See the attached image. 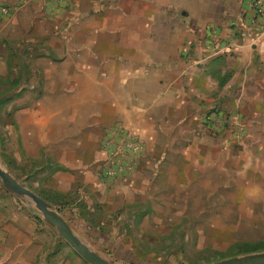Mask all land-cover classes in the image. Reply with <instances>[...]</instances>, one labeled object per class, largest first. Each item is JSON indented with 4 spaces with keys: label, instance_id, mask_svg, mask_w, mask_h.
Returning <instances> with one entry per match:
<instances>
[{
    "label": "crops",
    "instance_id": "1",
    "mask_svg": "<svg viewBox=\"0 0 264 264\" xmlns=\"http://www.w3.org/2000/svg\"><path fill=\"white\" fill-rule=\"evenodd\" d=\"M254 2L0 0V27L10 40L47 34L45 43L56 60L47 74L67 91L44 92L35 112L23 116L39 131L36 142L44 159L58 168L52 183L61 191L81 184L93 195L91 205L107 186L156 180L153 172L162 171L168 158L164 148L154 146L160 139L166 145L175 127L166 118L168 101L192 92L182 82L209 81L202 69L210 64L223 74L236 69L228 84L243 81L236 92L249 99L247 122L255 114L264 121V18L255 14ZM118 126L135 132L144 152L127 178L105 180L103 139ZM151 146L149 161L139 166ZM14 214L10 202L1 204L0 264H78L58 255L46 262L36 225Z\"/></svg>",
    "mask_w": 264,
    "mask_h": 264
},
{
    "label": "rangeland",
    "instance_id": "2",
    "mask_svg": "<svg viewBox=\"0 0 264 264\" xmlns=\"http://www.w3.org/2000/svg\"><path fill=\"white\" fill-rule=\"evenodd\" d=\"M46 38L33 33L27 42L10 40L0 27V166L11 177L112 264H217L264 254V121L255 114L247 122L249 99L236 92L243 81L228 84L236 69L223 74L213 64L205 66L209 81L182 82L192 92L168 98L166 118L175 127L166 145L160 139L154 146L168 158L162 171L153 172L156 180L107 186L88 205L93 195L81 184L61 191L52 183L58 168L44 159L39 131L23 117L35 112L44 92H67L47 74L56 60ZM151 153L147 147L139 166ZM3 202L11 203L16 218L26 215L36 225L46 262L58 255L87 264L34 205L8 192L0 179Z\"/></svg>",
    "mask_w": 264,
    "mask_h": 264
},
{
    "label": "water",
    "instance_id": "3",
    "mask_svg": "<svg viewBox=\"0 0 264 264\" xmlns=\"http://www.w3.org/2000/svg\"><path fill=\"white\" fill-rule=\"evenodd\" d=\"M0 179L5 189L20 197L23 196L28 202L35 206L44 221L55 229L60 238L70 246L75 253L80 256L87 264H112L99 256L97 253L86 247L80 239L69 229L64 220L35 193L27 189L24 185L17 182L0 166ZM217 264H264V254L246 255L231 258Z\"/></svg>",
    "mask_w": 264,
    "mask_h": 264
},
{
    "label": "built area",
    "instance_id": "4",
    "mask_svg": "<svg viewBox=\"0 0 264 264\" xmlns=\"http://www.w3.org/2000/svg\"><path fill=\"white\" fill-rule=\"evenodd\" d=\"M57 4L65 0H54ZM255 14L264 18L262 0L252 3ZM102 177L105 180L127 178L134 172L144 152V146L135 132L122 126L109 128L102 144Z\"/></svg>",
    "mask_w": 264,
    "mask_h": 264
},
{
    "label": "trees",
    "instance_id": "5",
    "mask_svg": "<svg viewBox=\"0 0 264 264\" xmlns=\"http://www.w3.org/2000/svg\"><path fill=\"white\" fill-rule=\"evenodd\" d=\"M39 218V217H38Z\"/></svg>",
    "mask_w": 264,
    "mask_h": 264
}]
</instances>
